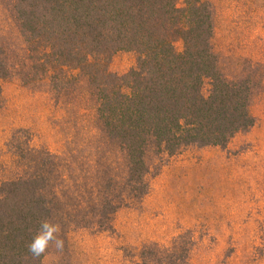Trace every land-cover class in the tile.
Returning a JSON list of instances; mask_svg holds the SVG:
<instances>
[{"label": "trees", "instance_id": "1", "mask_svg": "<svg viewBox=\"0 0 264 264\" xmlns=\"http://www.w3.org/2000/svg\"><path fill=\"white\" fill-rule=\"evenodd\" d=\"M213 7V0H0V109L6 81L45 92L67 123H83L85 153L74 155L72 137L54 154L34 146L25 129L11 133L0 172V264L42 263L46 252L34 258L28 245L44 219L59 223L64 238L75 228L113 231L116 213L142 202L166 158L224 148L253 127L258 65L222 72ZM118 53L134 60L122 75L110 70ZM184 243L181 235L166 250L145 246L137 264H188Z\"/></svg>", "mask_w": 264, "mask_h": 264}, {"label": "rangeland", "instance_id": "2", "mask_svg": "<svg viewBox=\"0 0 264 264\" xmlns=\"http://www.w3.org/2000/svg\"><path fill=\"white\" fill-rule=\"evenodd\" d=\"M213 6L212 44L222 72L258 65L252 75L262 89L251 106L253 127L224 148L189 147L166 158L142 202L116 213L113 231L72 229L63 249L49 248L41 264H137L145 246L166 250L181 235L188 264H264V0H213ZM133 61L118 53L110 70L122 75ZM2 98L0 172L16 129L54 154L65 152L72 137L74 155H85L83 123H67L45 92L12 80L2 84Z\"/></svg>", "mask_w": 264, "mask_h": 264}, {"label": "clouds", "instance_id": "3", "mask_svg": "<svg viewBox=\"0 0 264 264\" xmlns=\"http://www.w3.org/2000/svg\"><path fill=\"white\" fill-rule=\"evenodd\" d=\"M62 228L59 223L44 219L40 222L39 229L28 245V250L34 258H39L49 248L62 250L64 240L61 237Z\"/></svg>", "mask_w": 264, "mask_h": 264}]
</instances>
